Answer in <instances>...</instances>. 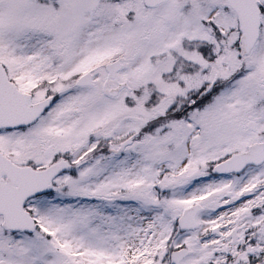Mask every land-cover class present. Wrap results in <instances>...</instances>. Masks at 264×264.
<instances>
[{"label": "snow or ice", "instance_id": "1", "mask_svg": "<svg viewBox=\"0 0 264 264\" xmlns=\"http://www.w3.org/2000/svg\"><path fill=\"white\" fill-rule=\"evenodd\" d=\"M0 264H264V0H0Z\"/></svg>", "mask_w": 264, "mask_h": 264}]
</instances>
